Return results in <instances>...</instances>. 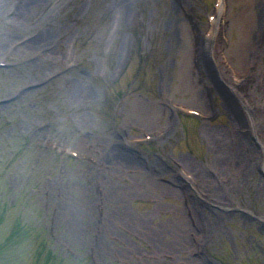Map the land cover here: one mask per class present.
Instances as JSON below:
<instances>
[{"label":"rangeland","instance_id":"obj_1","mask_svg":"<svg viewBox=\"0 0 264 264\" xmlns=\"http://www.w3.org/2000/svg\"><path fill=\"white\" fill-rule=\"evenodd\" d=\"M214 1L0 0V264H264V0Z\"/></svg>","mask_w":264,"mask_h":264},{"label":"bare ground","instance_id":"obj_2","mask_svg":"<svg viewBox=\"0 0 264 264\" xmlns=\"http://www.w3.org/2000/svg\"><path fill=\"white\" fill-rule=\"evenodd\" d=\"M34 38V37H33ZM32 38V39H33ZM31 38L29 39V40H27V41H25V42H22L21 44H19V45H17V46H15L12 50L13 51H17V50H19V49H21L22 51L23 50H25L24 48H28L30 45H32V44H34V43H36L37 42V40H40V38L39 37H36V39L35 40H32ZM4 48V47H3ZM5 49H7V48H4V50ZM6 51V50H5ZM212 69V67L210 66V67H208V71H210ZM215 76H216V72L213 74V75H211V77H212V79L213 78H215ZM195 176V175H194Z\"/></svg>","mask_w":264,"mask_h":264}]
</instances>
